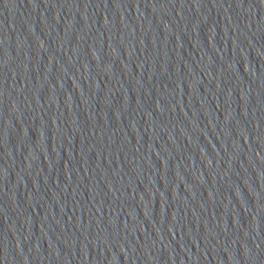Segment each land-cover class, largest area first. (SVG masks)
I'll return each instance as SVG.
<instances>
[{
    "label": "water",
    "instance_id": "water-1",
    "mask_svg": "<svg viewBox=\"0 0 264 264\" xmlns=\"http://www.w3.org/2000/svg\"><path fill=\"white\" fill-rule=\"evenodd\" d=\"M206 0H0V264H123Z\"/></svg>",
    "mask_w": 264,
    "mask_h": 264
}]
</instances>
